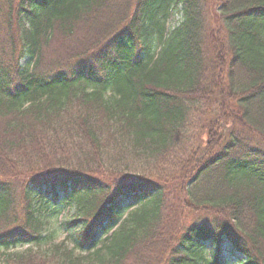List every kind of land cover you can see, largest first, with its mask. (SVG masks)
Returning <instances> with one entry per match:
<instances>
[{
    "label": "trees",
    "instance_id": "trees-1",
    "mask_svg": "<svg viewBox=\"0 0 264 264\" xmlns=\"http://www.w3.org/2000/svg\"><path fill=\"white\" fill-rule=\"evenodd\" d=\"M0 223V264H264V0H0Z\"/></svg>",
    "mask_w": 264,
    "mask_h": 264
},
{
    "label": "rangeland",
    "instance_id": "rangeland-1",
    "mask_svg": "<svg viewBox=\"0 0 264 264\" xmlns=\"http://www.w3.org/2000/svg\"><path fill=\"white\" fill-rule=\"evenodd\" d=\"M179 21H180V16L173 15L168 23V28L175 26ZM3 51L6 54L8 53V51H6V48ZM7 61L10 62V59L7 58ZM188 143H189L188 141H185L184 144H188ZM72 145L73 143H67L61 149L62 151H59L60 154L58 157L64 160H68L70 162H75L78 161V158H83L84 154L81 150L85 149L86 147H84L83 149H79V145L78 146H72ZM105 148L106 147L100 148L103 156L107 154L104 153V150H106ZM121 151L123 152L122 156L123 155L131 156L129 154L127 155V153L124 152L123 150ZM85 152H87V149H85ZM68 153L71 154V156L66 155ZM119 154H120V150L118 147L110 146L107 156H104V160L106 163V165H104V170L107 171H112L113 169L120 170L121 172L119 174H116L118 171L114 170V175L116 176L121 174L122 176L123 175L125 176L128 175V173L132 174L134 172H138L135 174L139 175L140 171H147V167H141L142 165L141 161L132 160L124 156L123 158H127L128 161H122V163H118L116 158L118 157L122 159V157L119 156ZM29 158L34 159L35 157L30 156ZM18 169L21 168L19 167ZM99 180L101 181V183L103 182L102 184L109 185V183L106 182L104 176L100 177ZM12 181L19 184V182L15 180ZM58 195L61 196V193H59ZM61 197L59 200L52 201L51 196L44 195L43 193V202L35 204L36 214L44 223L45 232L48 234H53V238L55 239L54 240L55 244H58L59 242L70 236V234L73 232L74 230L73 226L71 227L69 222L77 214V205L74 202V200H63V198L61 199ZM16 200L18 202V198ZM76 226L78 227L79 224H76ZM2 227H3V223H0V232L2 231L1 230ZM26 248H27L26 246L18 247L14 250H10L8 253H21ZM214 255H215V251L212 249V247L211 246L206 247L203 253L204 261L200 262L199 264H214L211 260L214 257ZM221 258H222L221 260L226 261L227 264H238L239 261H241L242 259L240 255L232 253L227 249L222 250Z\"/></svg>",
    "mask_w": 264,
    "mask_h": 264
}]
</instances>
